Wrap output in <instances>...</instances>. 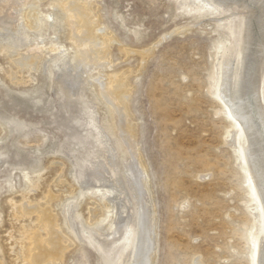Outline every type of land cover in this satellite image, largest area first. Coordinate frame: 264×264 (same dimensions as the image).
<instances>
[{
    "label": "rangeland",
    "instance_id": "1",
    "mask_svg": "<svg viewBox=\"0 0 264 264\" xmlns=\"http://www.w3.org/2000/svg\"><path fill=\"white\" fill-rule=\"evenodd\" d=\"M262 50L264 0H0V264H32L44 210L66 246L46 264H131L142 204L154 264H255L251 172L218 86L230 61L229 92L264 113Z\"/></svg>",
    "mask_w": 264,
    "mask_h": 264
},
{
    "label": "bare ground",
    "instance_id": "2",
    "mask_svg": "<svg viewBox=\"0 0 264 264\" xmlns=\"http://www.w3.org/2000/svg\"><path fill=\"white\" fill-rule=\"evenodd\" d=\"M33 2V1H32ZM37 2V1H36ZM68 6V5H67ZM37 8V6H35ZM258 7V6H257ZM68 9L72 12V14L77 15V19H83V26L86 28L85 30H83L82 36H80L81 38H79L82 41H85V50H88V48H90V50L92 52L91 58H96V56L98 55L99 51H97V49L93 48V44H95L94 42V26L92 25V23L90 22L89 19V15L87 14V12L85 11L83 6H79L77 4H70L68 6ZM31 10V9H30ZM33 10V9H32ZM17 11V10H16ZM19 13V12H18ZM35 14V13H34ZM33 14V15H34ZM71 14V15H72ZM35 16V15H34ZM73 16V15H72ZM9 17V16H8ZM33 17V16H32ZM36 17V16H35ZM251 17V16H250ZM248 17L246 24L244 25V31L246 29L247 31V35L246 37L250 39L253 38V23H252V19ZM5 18V17H4ZM250 18V19H249ZM10 19V18H9ZM256 19V18H255ZM17 20V19H16ZM34 20V19H33ZM7 21V20H6ZM261 22V20H260ZM7 25V24H6ZM5 26V25H4ZM13 26V25H11ZM77 26V25H76ZM79 26V25H78ZM75 30V29H74ZM80 31V30H79ZM82 31V30H81ZM80 31V32H81ZM246 33V32H245ZM244 33V34H245ZM20 34V33H19ZM12 35V34H11ZM17 36V35H16ZM25 36V35H23ZM244 35V38H246ZM22 38V37H21ZM28 38V37H27ZM78 40V39H77ZM245 40V39H244ZM248 39H246L247 41ZM248 40V41H249ZM19 41V40H18ZM25 41V40H24ZM81 41V42H82ZM245 42V41H244ZM242 43L245 45V43ZM250 43V42H249ZM20 44V43H18ZM19 46V45H18ZM79 46V45H78ZM81 46V45H80ZM79 46V48H80ZM249 46V45H248ZM12 47V46H11ZM245 47V46H244ZM82 48V47H81ZM38 49V48H37ZM100 49V48H99ZM243 49V48H242ZM242 49L240 54H242ZM262 49V47H261ZM81 50V49H80ZM83 50V51H85ZM244 50V49H243ZM37 51V50H36ZM78 51V50H77ZM103 50L101 49L100 52H102ZM32 53V52H31ZM36 53V52H35ZM35 53L34 56H35ZM38 53V52H37ZM88 53V52H87ZM102 53H106V51L102 52ZM262 53L263 50H262ZM100 54V53H99ZM239 54V55H240ZM82 55V54H79ZM86 55V53L84 54ZM82 55V56H84ZM32 57L27 60V64L32 65L33 63H35L36 57ZM40 55H38L39 57ZM78 56V55H77ZM81 56V57H82ZM87 56V55H86ZM90 56V55H89ZM102 57V55H101ZM75 58V57H74ZM99 57H97L98 59ZM102 59V58H100ZM37 60L39 61V59L37 58ZM36 60V61H37ZM82 60V59H80ZM79 60V61H80ZM90 61V60H89ZM99 62V61H97ZM81 63V61L79 62ZM88 63V62H87ZM86 63V64H87ZM85 64V63H84ZM230 61L225 63V68L223 71V74L221 76L220 79V83L218 86V95L221 96V99L224 100L225 102V112L227 113V115H230V117L232 118V120L234 121V125L233 128L231 129V132L233 133L232 135V141H234V143H238V139L237 138V133L240 132L243 136L242 138V142H243V147H241V151H240V160L249 167L250 172H251V177H252V189H251V208L253 209L255 216H256V220H255V228H256V236L258 238V257L256 260V257L254 255V260H255V264H260V259H262L264 253L262 252V247H261V242L264 241V146H262V141L261 138L263 137V132L262 129L259 130L257 128V121H261L264 123V113L261 112L260 110H252L253 105H251L248 102V98L245 99V95H247V87H243L241 89V91L237 90L236 92H232V94L229 92V89L227 88L228 85L230 84V79L228 78V73L230 70ZM239 64V63H238ZM81 66V65H80ZM83 66V65H82ZM87 66V65H86ZM85 66V68H86ZM89 66V65H88ZM80 68V67H79ZM84 68V67H83ZM82 70V69H81ZM236 75H234V78L239 75V71H236L235 73ZM230 75V74H229ZM126 78V77H125ZM116 79V77H115ZM122 79V78H121ZM232 79V78H231ZM76 80V79H75ZM126 80V79H125ZM114 80V84H115ZM236 81V80H235ZM76 82V81H75ZM74 82V84H75ZM117 82V86H116V91L113 93V95L115 96L114 98L117 101L122 100L125 92H126V85L122 80H118ZM73 84V85H74ZM112 85V84H111ZM76 86V85H74ZM114 86V85H113ZM236 86V84L234 85V87ZM261 90V89H260ZM105 91V90H104ZM108 91V90H107ZM111 91V90H110ZM259 90L255 87L253 89L254 95H256L255 93H257ZM128 92V91H127ZM108 94V93H107ZM128 94V93H127ZM105 95V93L103 94ZM112 95V94H111ZM110 97V95H108ZM259 96V95H258ZM103 97V96H102ZM106 98V97H105ZM113 97L111 98L114 99ZM258 97H256L257 100ZM127 100V98H125ZM124 99V101H125ZM255 99V97H254ZM124 101H121L124 102ZM260 101V100H259ZM115 102V101H114ZM119 103V102H118ZM115 104V103H114ZM120 104V103H119ZM118 104V105H119ZM124 104V103H123ZM117 105V106H118ZM128 105V104H127ZM120 106V105H119ZM124 109L126 107V104L124 105ZM119 108V107H118ZM116 108V109H118ZM128 110V109H127ZM124 111V110H122ZM121 111V113H122ZM115 112H119V110H115ZM125 113V112H124ZM123 114V113H122ZM129 114V113H128ZM119 115V113H118ZM120 116V115H119ZM118 117V116H117ZM116 117V118H117ZM121 117V116H120ZM124 117V116H123ZM129 117V116H127ZM118 120V119H117ZM126 120V119H124ZM130 121V120H128ZM123 122V120H122ZM119 123V120L116 124ZM121 124V123H120ZM133 124V123H132ZM123 127H126V129L131 132L132 129H134V127L132 128L133 125H130V123L127 122L124 123ZM262 125V124H261ZM264 125V124H263ZM122 129V128H121ZM125 129V130H126ZM126 131V132H128ZM134 131V130H133ZM124 132V134L126 133ZM128 132V133H129ZM135 132V131H134ZM127 133V134H128ZM134 134V133H133ZM231 134V133H230ZM229 134V135H230ZM122 135V134H121ZM120 135V137H121ZM132 136V134L130 135ZM127 137V135H126ZM231 137V136H230ZM125 139V138H124ZM125 141L129 142V140ZM246 141V142H245ZM123 142V140L121 141V143ZM132 142V141H130ZM128 144V143H127ZM125 146V145H124ZM129 148H130V144H129ZM128 148V149H129ZM127 150V149H126ZM131 151V150H130ZM135 152V151H134ZM130 157V155H129ZM130 158H128L129 160ZM137 161V160H136ZM130 163V162H129ZM133 163V162H132ZM131 163V164H132ZM134 164V163H133ZM127 165V164H126ZM139 166V165H138ZM128 168V166H127ZM137 168H135L134 165L130 166V171L133 175V179H134V183L135 184H140V173L136 170ZM129 171V170H127ZM129 171V172H130ZM144 172V170H143ZM129 175V174H128ZM142 175V174H141ZM144 177V176H143ZM121 178V177H120ZM100 179V178H98ZM103 179V178H102ZM132 181V180H131ZM133 182V181H132ZM142 182V181H141ZM109 184V183H108ZM142 184V183H141ZM140 184V185H141ZM116 189V188H115ZM137 189V188H136ZM141 188H138V190H140ZM143 189V188H142ZM144 190V189H143ZM114 192V191H113ZM107 193H112V190H106V195ZM139 193V192H138ZM137 193V194H138ZM141 194V193H140ZM109 195V194H108ZM143 196V195H141ZM145 192H144V197H145ZM139 198V197H138ZM143 198V197H142ZM111 200V199H110ZM143 200V199H142ZM144 201V200H143ZM112 203V202H111ZM145 203V202H144ZM114 204V202H113ZM141 205V204H140ZM142 207L140 208V211L137 213L138 214V219H139V234L137 235V242L133 245V254L132 256H130L131 260V264H154V259H155V255H154V233H153V225H151V222L149 220V214H148V210L146 211L145 208V204L141 205ZM50 210V209H49ZM94 210V209H93ZM29 211V210H28ZM35 211V210H34ZM137 211V210H136ZM33 212V211H32ZM52 212V211H50ZM98 213V209L93 211V217H95V215ZM53 214V213H52ZM52 214H50L47 210L43 211V215L41 216V222L44 225L43 227H46V229L48 230V234H49V238L44 242V243H40V238L39 235L40 233L36 234L35 236H33V240L35 242V245L32 246L33 249L32 251L34 252L31 259H32V264H46V260L51 257L54 261H58L61 259L64 250L66 249V246L63 245V237L61 236V233L58 232V228L56 227V221L54 220V218H56L54 215V217L52 216ZM137 217V216H136ZM93 219V218H92ZM136 220V218H135ZM153 220V219H152ZM154 223V221H153ZM138 224V223H137ZM152 226V227H151ZM128 228V226L126 227V229ZM45 229V228H44ZM155 232V231H154ZM41 235V234H40ZM156 235V233H155ZM156 242V241H155ZM70 245V244H69ZM264 246V245H263ZM135 249V250H134ZM264 251V249H263ZM132 252V251H131ZM256 252V253H257ZM262 253V254H261ZM263 261V260H262ZM261 261V262H262ZM129 262V261H128ZM56 264H59V262H57ZM262 264V263H261Z\"/></svg>",
    "mask_w": 264,
    "mask_h": 264
}]
</instances>
